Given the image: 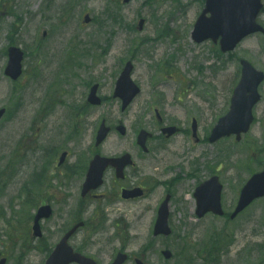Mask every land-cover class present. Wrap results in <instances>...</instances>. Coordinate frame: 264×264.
I'll list each match as a JSON object with an SVG mask.
<instances>
[{"label": "rangeland", "instance_id": "1", "mask_svg": "<svg viewBox=\"0 0 264 264\" xmlns=\"http://www.w3.org/2000/svg\"><path fill=\"white\" fill-rule=\"evenodd\" d=\"M0 3V87L6 86L5 93H0L4 95L0 96V106L11 104L19 90L23 91L24 99L27 97V88L33 90L34 96L43 93L44 89L40 90V85L35 86L34 84L32 86L24 77L29 74L28 68H31L37 60L42 65L43 71H47L54 63V56L50 51L53 52L54 49L57 51L58 47H64L65 44L63 43L66 41V49L74 39L81 41L79 52L83 55L78 58L81 59L86 56L82 65L86 67L81 69L82 66H79L76 69L80 74V79L74 81V84H77L74 95V89L71 88L73 98L70 100L74 104H81L86 100L89 93L87 85L91 80L99 82L102 85L101 93L110 96L112 99L111 85L114 86L115 79L121 72V64L130 59L131 52L137 46H142L145 50L138 52L133 59L136 66L134 76L143 87L142 95L138 99H143V101L135 102L132 108L125 113L121 112L116 99H112V102L104 106L95 108L94 116L88 118H95V121L90 124L87 122V129L81 135L78 133L74 137V141L68 145L72 148L74 158L77 157L73 162H78V164H80L79 158L83 148L87 147L88 144L90 145L93 131L98 128L101 122L99 120L103 118L112 125H116L122 120L129 130L127 136L124 137L113 134L105 144L104 151L114 154L124 152L127 149L135 150L134 134L139 125L147 126L151 130L155 128L152 119L154 112L150 113L147 109L148 105L153 102L167 101L168 104L158 106V108L168 115L169 119L177 120L185 124L186 127L192 116L199 117L203 123L205 135L208 130H212L218 117L228 108L227 97L230 95L231 88L237 78V69L240 65L239 57L248 58L258 68L264 70V35L262 34H256L244 40L231 54L219 56L214 52L218 46L213 42L206 41L200 44L194 42L192 30L198 15L205 6L203 0H132L129 3H124L123 0H0ZM8 6L23 10L20 17L23 20V27L19 35H16L15 30L10 28L11 23L18 16L12 15V12L8 11ZM86 12H89L93 17L89 24L83 23ZM141 18L146 19L144 30L138 28ZM262 21L264 22V18ZM56 27L59 29L56 30ZM44 30L48 31L45 37H43ZM12 37H15L17 44H21L24 49L29 51V57L25 60V68L28 73L26 72L18 83L11 81L4 75L5 64L8 60L4 50ZM96 39L97 43L95 44L97 46H92L91 43ZM26 41L32 45H27ZM39 41L42 42L43 49L46 51L43 56H40L35 50ZM145 41L146 43H143ZM108 43L109 51L102 58L103 50ZM148 52H152L161 63L155 64L156 62L153 60L150 61L151 58L147 56ZM169 56L172 58L169 59ZM166 59L171 61L164 63ZM179 76L180 82H178ZM155 79H160V81L156 83L153 81ZM166 83L170 87H167ZM35 108V102L29 100L19 116L27 119L28 124H30ZM103 112H105L103 115L108 117L100 118ZM258 116L259 121L249 136V142L235 144L233 140V143L229 141V143L220 142L217 144L204 143L200 146L201 148L196 150V153H193L196 156H203L202 154H204V168L199 166L192 168V175L206 178L205 176L210 175L217 168L223 169V179L227 183L226 192L227 194L232 193L228 199V206L233 201V193H235L236 188L250 176L248 173L264 164V150L258 152L259 154L254 152L256 151L254 148L261 142V133L264 130V101L260 106ZM17 117L15 116L12 120H5L0 125V140L6 136L5 140L9 149L13 145L17 147L15 143L19 136L15 133L18 127H13L20 123ZM56 117L57 114L50 116L45 123L39 138L41 143L47 144L52 139ZM38 124H42V122H38ZM35 125L37 124L35 123ZM21 139L22 137L19 140ZM227 144H229V148H227ZM190 145L194 146V142L187 137L186 132L166 144L162 141L150 143L152 149H159L161 155L174 163L182 161L180 156L184 151H187ZM178 147L185 150L181 151L179 155L173 154L172 152ZM61 149L62 147L56 146L55 152ZM91 150L92 147L88 148L86 153H91ZM3 162L6 163L7 160L5 159ZM238 163L239 166H237ZM21 167L23 169L20 171L19 177L15 176L10 169L4 174L5 180L2 181V177L0 179V210L8 209V200L12 193L25 182L26 167L24 165ZM233 171L235 174L229 177V173ZM67 175L76 183L80 179L81 183L83 181L77 168ZM109 179L113 180L114 177L110 176ZM188 180L193 181V177L191 176ZM8 181L15 182V185L8 187L6 185ZM76 185L68 186L66 180L62 181V186L66 190L72 191L73 194L76 191ZM3 188L5 190L1 194ZM177 198V200L182 199L179 196ZM156 202V200L145 199L141 207L145 204L154 206ZM57 207L59 208L58 213L51 221H47L48 227L67 226L71 222L87 216L89 218L87 229L96 232V235L105 233L104 228L92 223L95 218V215H91L94 206L90 208L87 215L82 203L71 209L64 205H57ZM231 207L232 205H230ZM172 209L174 211L172 226L176 232L174 236H170L171 238L160 237L150 243L147 247L149 249L147 255L152 260V264H167L169 262V264H174L177 256L176 259L167 260L162 255L163 249L168 248L174 254L177 252L180 255L186 241L198 244L200 248L202 243L207 241L205 238L209 233L224 229V222L211 216L196 222L195 218L190 217L192 211L186 200L183 204H180V201L172 204ZM154 213L153 210L149 209L133 221L132 232H141L142 237L128 239V243H131L128 248L129 252L142 250L144 248L142 244L150 241L149 229L153 225ZM111 215H115V213H111ZM126 220L131 221L132 219L126 218ZM109 224L110 222L108 226H110ZM111 230L112 227H107L108 235ZM227 231L233 235L235 242L232 241L231 244H234L231 245L228 252H224V249L227 248L223 246L224 242L221 241L217 251L204 260L205 264H264V201L256 203L254 208L244 214L237 222L232 223ZM248 232L250 239L256 241L255 243H249ZM179 239H182V243L178 247L176 244ZM118 241L106 250L99 252V257L104 261L109 260ZM244 243L253 247L239 251L238 247ZM16 244L17 242H14L13 246ZM177 263L185 264L182 257H179ZM190 264L202 263L198 259H192Z\"/></svg>", "mask_w": 264, "mask_h": 264}, {"label": "water", "instance_id": "2", "mask_svg": "<svg viewBox=\"0 0 264 264\" xmlns=\"http://www.w3.org/2000/svg\"><path fill=\"white\" fill-rule=\"evenodd\" d=\"M251 1L253 5H259V0ZM214 2L215 0L208 1V6L196 25L194 35L198 37V40H202L210 36L217 40L220 35H223L222 48L224 51H227L233 49L245 35L257 29L254 17H250L248 14H237L233 15V17L223 16L217 11V7ZM208 11L212 12V17H206V13ZM143 23L144 20H141L140 27L143 26ZM201 25H204V27L208 30V33L205 36L198 35L199 27ZM243 64L244 77L233 98L232 110L226 117L220 120L219 125L214 130L212 140L217 139L223 134H230L232 132L240 133L241 131H246L249 128L251 123L250 111L258 99L256 89L258 83L263 78V74L254 70L248 62H244ZM131 69L132 68L129 67L120 82L118 93L124 96L128 95L127 86L129 82L132 84L130 80ZM250 83H254V85H251ZM122 84L126 86L125 89L121 88ZM133 91L136 90L134 89ZM247 92H250V95H247Z\"/></svg>", "mask_w": 264, "mask_h": 264}, {"label": "flooded vegetation", "instance_id": "3", "mask_svg": "<svg viewBox=\"0 0 264 264\" xmlns=\"http://www.w3.org/2000/svg\"><path fill=\"white\" fill-rule=\"evenodd\" d=\"M109 172H114V169H110ZM64 233H60L59 236L63 235ZM51 232L49 230H45L42 228V234L40 237H31L27 247H26V259L24 264H44L43 256L46 253V247L45 245L47 242H49L53 237H50ZM76 251H83L85 254L88 255V252L93 247V243L90 242L89 245H87V249H81L79 250L76 248L77 246L74 244H71ZM80 246V244L78 243ZM48 254V253H47ZM71 264H77V263H71Z\"/></svg>", "mask_w": 264, "mask_h": 264}]
</instances>
